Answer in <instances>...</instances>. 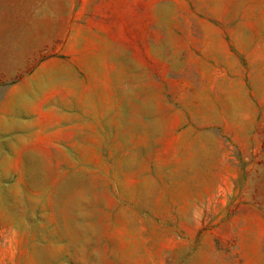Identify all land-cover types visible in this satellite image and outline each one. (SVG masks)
<instances>
[{
  "label": "rangeland",
  "instance_id": "1",
  "mask_svg": "<svg viewBox=\"0 0 264 264\" xmlns=\"http://www.w3.org/2000/svg\"><path fill=\"white\" fill-rule=\"evenodd\" d=\"M0 264H264V0H0Z\"/></svg>",
  "mask_w": 264,
  "mask_h": 264
}]
</instances>
